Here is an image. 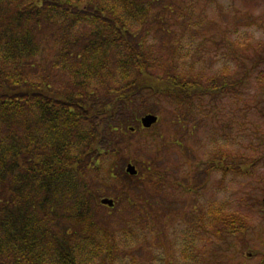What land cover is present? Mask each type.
<instances>
[{
  "label": "rangeland",
  "instance_id": "rangeland-1",
  "mask_svg": "<svg viewBox=\"0 0 264 264\" xmlns=\"http://www.w3.org/2000/svg\"><path fill=\"white\" fill-rule=\"evenodd\" d=\"M161 2L135 27L157 71L176 66L202 82L227 76L232 86L137 98V121L130 113L113 136L118 152L86 176L91 221L113 239L110 257L91 264H264V0ZM146 114L158 117L147 129ZM234 214L240 232L225 230Z\"/></svg>",
  "mask_w": 264,
  "mask_h": 264
},
{
  "label": "trees",
  "instance_id": "trees-1",
  "mask_svg": "<svg viewBox=\"0 0 264 264\" xmlns=\"http://www.w3.org/2000/svg\"><path fill=\"white\" fill-rule=\"evenodd\" d=\"M160 4L0 0V264L110 257L112 234L91 221L86 176L118 152L113 136L137 121V98L230 90L227 76L202 82L176 66L157 71L135 27ZM227 218L226 231L243 230V219Z\"/></svg>",
  "mask_w": 264,
  "mask_h": 264
},
{
  "label": "water",
  "instance_id": "water-1",
  "mask_svg": "<svg viewBox=\"0 0 264 264\" xmlns=\"http://www.w3.org/2000/svg\"><path fill=\"white\" fill-rule=\"evenodd\" d=\"M157 122V117L152 114H146L141 118V124L145 128L151 127L153 124ZM126 172L130 175H135L137 173V170L134 165L131 163H128L126 166ZM101 204L107 205V206H113L114 201L110 198L104 197L100 200ZM263 206H264V198L262 200Z\"/></svg>",
  "mask_w": 264,
  "mask_h": 264
}]
</instances>
